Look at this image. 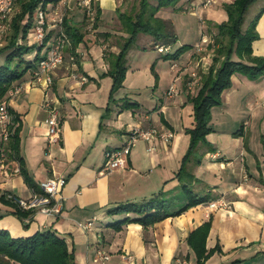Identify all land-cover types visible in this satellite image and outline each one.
Wrapping results in <instances>:
<instances>
[{
	"label": "crops",
	"instance_id": "crops-1",
	"mask_svg": "<svg viewBox=\"0 0 264 264\" xmlns=\"http://www.w3.org/2000/svg\"><path fill=\"white\" fill-rule=\"evenodd\" d=\"M74 1L61 0L56 7L64 10L68 23L79 27L84 34L75 50L79 56V73L74 74L67 65L55 69L47 98L40 86H30L32 74H27L20 84L23 90L6 102L12 119L18 117L15 125L19 126L22 167L28 171L38 191L39 183L49 177L65 179L60 190L62 212L57 217L35 213L28 222L21 221L15 207L4 201L3 194L28 199L33 189L15 173L16 169L3 165L0 166V229H7L12 236L52 229L65 238L75 264H197L186 239L211 216L206 248L212 250L219 245L221 250L212 253L204 264H261L259 262L264 260V188H261L264 153L248 143V127L257 111L264 114V77L252 81L242 73L232 75L229 88L220 96L221 105L211 108V132L204 142L196 144L188 159L195 178L212 188V200L222 197L232 205L231 209L210 210L206 204H199L152 226L144 228L132 222L112 229L109 223L124 216H111L109 209L128 202L141 203L159 192L166 197L178 192L179 182L174 177L185 161L183 157L190 141L185 130L194 126L193 105L188 99V92L193 88L186 87L187 72L195 66L202 75L206 74L213 64L214 49L210 39L204 42L203 50L197 51L195 43L178 57L183 61L180 75L184 92L182 96L176 94L180 97L174 95L156 102L152 92V101L148 104L141 101L135 91L119 89L113 93L114 80L106 74L109 70L106 55L120 53L128 35L117 15L122 11L132 12L137 0H96L100 15L97 26L92 29L85 23L84 12L81 17L75 15ZM232 1L218 0L214 7L201 8L209 35L217 32L212 24L227 21L224 5ZM182 4L184 8L185 1ZM51 6L49 3L46 8ZM261 7L264 1L252 13L253 18ZM53 12L48 10L49 18ZM250 22L245 20L242 30L245 31ZM48 24L49 32L53 26L50 21ZM255 30L259 37L252 42V54L264 57V13ZM53 32H49V40ZM152 42L150 45L154 48ZM171 47L173 52L177 50L174 44ZM45 51L41 49L40 53L44 55ZM233 57L239 60L236 55ZM198 88L194 87L197 91ZM45 98L60 112L62 138L53 146L47 144ZM125 100L133 103L134 108L122 106ZM124 112L131 115L133 128L170 130L174 138L167 144L158 137L149 142L139 138L130 147L126 167L107 173L102 170L106 151L123 146L129 136L127 129H122L125 122L119 119ZM231 112L233 115L226 116ZM224 117H232L229 123L232 126L241 120V126L236 130L215 128L213 120L224 121ZM260 139L264 141V134ZM88 222H93L90 229L80 226ZM99 251L108 259H103Z\"/></svg>",
	"mask_w": 264,
	"mask_h": 264
},
{
	"label": "trees",
	"instance_id": "trees-1",
	"mask_svg": "<svg viewBox=\"0 0 264 264\" xmlns=\"http://www.w3.org/2000/svg\"><path fill=\"white\" fill-rule=\"evenodd\" d=\"M61 0H14L11 13L6 22L7 29L4 33L6 43L0 46V55L4 56L3 63L0 64V103L9 100L7 93L11 87L18 86L22 83L25 75L32 74L37 70V63L44 58L50 46H46L45 42L49 40L50 31L54 30L53 36L57 35V29L53 28L48 32L46 30L45 40L39 43L33 39V19L37 9L48 12L54 9ZM180 0H157V4L150 5L148 0H139L138 9L134 8L132 12H120L118 20L121 21L122 29L129 35V38L123 40L121 51L114 55L108 53L106 61L109 64V74L114 85L112 92L122 87L123 77L125 73V65L123 57L130 45L135 41L138 32H150L154 35L152 46H165L169 49L161 54V58L177 59L187 47H178L176 51H172L171 45L176 42V35L173 33L172 27L163 19L155 17V10L160 7L175 8ZM264 0H233L231 4L224 5L227 21L219 24H212L217 32L212 36V45L214 49L213 64L209 67L206 74L201 75L199 80V90L194 97H189L190 103L193 104L194 126L186 129L185 132L190 137L189 149L184 155L185 160L180 169L176 173L174 179H177L179 186L176 188L177 193L166 197L163 192L156 193L149 199L143 200L141 203L128 202L120 204L108 210L111 216H124L122 219H116L109 223L112 229H120L128 223H137L142 227L152 226L157 221L178 216L185 210L206 204L212 200V188L202 185L199 179L191 173L188 166L189 157L193 155L196 144L205 141V136L211 132L209 124L211 108L220 106V96L222 91L229 88L231 77L236 73H242L249 80L257 81L264 77V57L252 54V42L258 39L255 30L256 23L264 13V7L255 14L256 16L248 24V27L242 30V26L246 20L248 8ZM52 6L47 9L48 4ZM93 8H95V17L91 25L85 14V23L89 27L95 28L98 24L100 8L93 0ZM85 13V12H84ZM135 16L136 21H132ZM62 31L69 39V44L64 48V64L67 65L73 73L78 74L79 56L76 53L78 44L83 41L84 34L78 27L68 23L66 15L62 20ZM51 39H53L51 37ZM34 40V43L32 42ZM45 48V54H41L40 50ZM35 53V54H34ZM34 54L31 58L30 56ZM236 55L239 60H233L232 56ZM219 63L218 67L216 64ZM125 108H134L133 103L123 102ZM9 109V108H8ZM12 112V111H11ZM18 117L12 119L9 140L0 144V166H10L16 169V174L23 177L26 183H29L35 192L38 186L32 183L28 171L23 165V159L19 153L20 139ZM4 154V155H2ZM17 163V167L15 164ZM6 203L9 201L4 200ZM18 217L22 220L28 218L29 213L15 209ZM133 214V217L127 216ZM211 216L207 221L200 224L194 229L186 239L187 244L193 250L197 264H204L205 260L214 253L220 251L217 245L212 250H207L205 241L210 232ZM0 264H75L73 254L68 250L65 238L60 236L52 229H44V231H36L30 235L12 236L5 229H0Z\"/></svg>",
	"mask_w": 264,
	"mask_h": 264
},
{
	"label": "built area",
	"instance_id": "built-area-1",
	"mask_svg": "<svg viewBox=\"0 0 264 264\" xmlns=\"http://www.w3.org/2000/svg\"><path fill=\"white\" fill-rule=\"evenodd\" d=\"M186 4V11L188 10L196 12L201 8H211L217 5L218 0H184ZM81 6L84 8V12L88 18V21L92 25L95 17V8H93V0H77ZM14 0H0V34L4 33L7 29L6 22L10 15ZM53 15L49 18L48 14L44 10L37 9L34 19H33V39L39 43H43L45 40L46 30L48 29V23L57 29V35L53 36L50 43V47L47 50V54L44 58L40 59L37 63V70L33 73L29 84L30 86H40L44 90V94L47 98V92L53 85V76L52 73L55 69L60 68L64 64V48L69 44L68 37L63 34L62 31V20L65 16V12L59 7L52 9ZM203 22V19H202ZM214 32L209 34H203L201 42L195 44V49L197 51L203 50V44L207 40H212ZM158 49L159 53H164L169 48L165 46H155ZM75 74V73H74ZM196 79V82L199 83V77L196 78L194 73L192 74V79ZM193 81H188L186 87L192 89ZM23 90L21 85L11 87L7 93V96L12 97L19 94ZM167 97H172L176 95V90L174 87H170L166 91ZM44 100V106L48 109V116L44 120L46 125V138L48 146H53L58 144L61 141V118L60 112L57 107L52 104L48 99ZM12 126V113L9 111L7 103H0V140L3 143H6L9 139L10 129ZM127 140L124 145L119 148H112L105 153V161L102 170L111 173L117 169H123L127 165V158L131 150L133 143L142 138L143 140L149 142L153 137H158L160 141L164 144H167L174 138V132L170 130L159 131L155 127H150L143 129L141 127H135L130 131ZM151 150V148H149ZM4 155V154H2ZM65 179L61 177H49L44 181L39 183V192L34 190L31 193V196L28 199L18 196L12 193H4L5 199L10 202V204L15 207V209L29 213L28 218L24 220L28 222L29 217L32 214L39 213L47 216L57 217V215L62 212V202L63 196L60 194L61 188L65 185ZM206 207L210 210L214 208H224L231 209L232 205L229 202L224 201L222 197L213 199L206 203ZM93 225V222H88L83 224V229H90ZM99 255L103 259H108V256L103 252L99 251Z\"/></svg>",
	"mask_w": 264,
	"mask_h": 264
},
{
	"label": "rangeland",
	"instance_id": "rangeland-1",
	"mask_svg": "<svg viewBox=\"0 0 264 264\" xmlns=\"http://www.w3.org/2000/svg\"><path fill=\"white\" fill-rule=\"evenodd\" d=\"M138 1L139 0L135 2L136 9H138L139 7ZM74 2V13L76 16L81 17L82 13L84 12V8L77 2V0H75ZM148 2L150 3V5L154 6L157 4V0H148ZM183 2L184 0L178 1V3L176 4L177 7L174 9L172 7H160L159 9L155 10V17L163 19L172 27L173 33H175L176 35V42L174 44L175 49L184 46L187 47V50H190V45L200 43L203 34L206 35L209 34V32L206 30V24L202 22L204 11L202 9H198L196 12H189L188 10L186 11V4L183 8ZM258 5L259 3L254 4L248 9L246 20H248L249 22L251 19H253L252 13L254 11H257ZM107 18L109 20V15L107 16ZM135 19L136 18L134 16L132 21H136ZM126 38H129V35L125 37V39ZM153 38L154 35L150 32H138L136 34L135 41L130 45L123 57V63L126 69L123 77L122 87L119 88L122 90H131L138 92V98L148 104L152 101V92L153 98L156 102H159L160 99L166 100L168 98L166 95V91L170 87H174V89L176 90V94L180 93V96H182L184 92V90L182 89L183 80L182 76L180 75V68L183 65V61H181L179 58L162 59L160 57L161 54L159 53L158 49L152 48L150 45L151 41H153ZM5 39V34H0V46L6 43ZM51 41L52 39L47 40L45 42V45L50 46ZM44 50L45 48L42 49L43 52ZM187 50L184 52H187ZM232 59L235 60L233 56ZM3 61L4 56L0 55V64L3 63ZM190 65L193 66V64ZM171 67L174 69L171 70ZM190 72H187V78L191 77L192 79L193 73L196 78L202 75L201 70H196L195 66L190 69ZM187 78L185 80V83L188 82ZM191 81L194 82V87H199V83L196 82L195 78ZM194 87L190 92H188V99L189 97H194V95L197 93V90L194 89ZM179 95H176V97H178ZM259 112L260 110L254 114L255 116L253 118V122L248 127V143L250 144V146H252V148L260 149V151L264 153V141H260V135L264 134V119H259L261 116H264V114H261ZM233 113L234 112H231L226 116L229 117L230 115H233ZM185 116H187L186 113ZM119 119L125 122L122 126V129L126 128L128 132L132 131L133 125L131 123V115L129 114V112L120 114ZM231 120L232 117L227 119H225L224 117V121L213 120V122L215 124V128L217 129H224L227 127H229L231 130L239 129V127L241 126L239 125L241 120L236 126L229 125ZM261 188H264V185H261ZM17 224H19L21 227V224L19 222H17ZM259 263L264 264V260Z\"/></svg>",
	"mask_w": 264,
	"mask_h": 264
}]
</instances>
